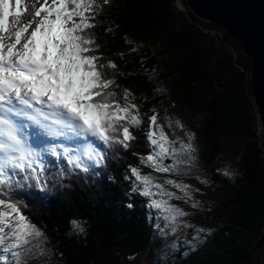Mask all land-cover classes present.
Instances as JSON below:
<instances>
[{"label":"snow or ice","instance_id":"6c2138e0","mask_svg":"<svg viewBox=\"0 0 264 264\" xmlns=\"http://www.w3.org/2000/svg\"><path fill=\"white\" fill-rule=\"evenodd\" d=\"M21 4L0 0V264H49L47 237L27 215V201L63 187L65 177L101 176L109 151H126L137 139L132 129L141 127L144 117L129 88L117 96V79L125 73L113 60L100 63L104 56L90 31L98 17L103 21L110 0H44L34 11ZM22 11L27 22L20 19ZM104 31L115 36L112 27ZM122 39L128 53L137 52L133 40ZM118 55L123 58L125 50ZM146 59L141 55L139 65L151 84L156 68ZM105 67L113 71L106 73ZM149 91L156 98L142 129L149 151L133 155L152 172L167 176L157 182L151 172L142 174L139 167L127 165L124 179L131 184L129 201L132 193L147 198L143 206L160 245L152 264H168L178 246H186L181 255L187 256L212 235L211 228L184 218L204 209L197 198L204 192L197 185L209 187L213 180L201 170L196 133L167 109L164 123H158L162 98L156 94L165 89L157 83ZM224 174L232 173L225 169ZM107 179L114 183L116 178L109 173ZM71 226L84 231L76 220ZM180 227L194 235L168 240Z\"/></svg>","mask_w":264,"mask_h":264},{"label":"trees","instance_id":"16d2710c","mask_svg":"<svg viewBox=\"0 0 264 264\" xmlns=\"http://www.w3.org/2000/svg\"><path fill=\"white\" fill-rule=\"evenodd\" d=\"M106 27H112L115 36L105 32ZM91 31L104 56L100 63L113 60L125 73L117 79V96L125 87L133 92L144 124L133 128L137 139L121 156L115 158L109 151L108 168L99 183L67 179L63 187L29 198L26 213L47 237L49 264H119L156 244L143 206L146 197L132 193L129 201L131 184L124 172L133 165L142 174H158L133 155L149 151L142 129L147 123L144 114H151L148 109L156 104L149 89L157 83L165 89L156 94L162 98L158 122L164 123L167 109L196 133L201 170L213 180L209 193L224 198L208 214L212 235L187 256L179 252L175 264H237L264 228V143L250 88L251 58L222 25L200 19L190 8H178L177 0H110L103 21L98 17ZM124 35L133 40L136 53L126 51ZM121 50L123 58L118 55ZM141 55L156 68L151 84L149 73L140 70ZM225 156L238 161L231 175L215 170ZM109 173L114 183L107 179ZM73 220L83 232L72 229ZM249 263L252 259L241 264Z\"/></svg>","mask_w":264,"mask_h":264},{"label":"water","instance_id":"95a60500","mask_svg":"<svg viewBox=\"0 0 264 264\" xmlns=\"http://www.w3.org/2000/svg\"><path fill=\"white\" fill-rule=\"evenodd\" d=\"M202 20L222 25L242 46L251 60L250 88L258 109V119L263 127L264 143V0H179ZM188 6V7H187ZM260 237L237 264L252 257L261 247Z\"/></svg>","mask_w":264,"mask_h":264},{"label":"rangeland","instance_id":"374dc122","mask_svg":"<svg viewBox=\"0 0 264 264\" xmlns=\"http://www.w3.org/2000/svg\"><path fill=\"white\" fill-rule=\"evenodd\" d=\"M43 2H44V0H22L21 8L22 9L31 8L34 11L35 8L38 7L40 3H43ZM177 6H178V8L185 10L182 7V5L180 4L179 0H177ZM28 18L29 17L27 16V14L22 11V15H21L20 19L22 21H24V22H27ZM103 71H104V69H103ZM258 121H259V119H258ZM158 123H160V122H158ZM259 124H260V122H259ZM185 127L189 128V126H187V125H185ZM262 130H263V127L260 124L259 132H260L261 136L263 134ZM132 131H133V129H132ZM130 144H131V142H130ZM148 148H149V146H148ZM123 152H124V150H121V152L119 154H116V156H114V157L116 158V157L121 156L123 154ZM218 168L223 170V172L226 169V170L230 171L231 173H234L232 171L237 170L238 161H237L236 158H232L230 156H225L223 159L219 160V165L216 166L215 170L218 169ZM154 176H156L158 178L157 182H162V178L160 177L161 173H158V174H156ZM166 176H167V174L164 175V177H166ZM91 177H93V176L89 175L87 177V179L85 180L84 174L81 173L80 177H76V176L65 177L63 181L66 182L67 179H70V180L73 179V180H76L77 183H81L83 185L97 184V183H99V178H101L102 175L101 176H96L95 177L96 179L95 178H91ZM167 178H171V177H167ZM190 182L195 183V181H190ZM77 183H75V184H77ZM197 186L201 187L203 189V192H204V195L197 197L201 201V203L204 205V209L202 211H197L194 216L187 217V218H184V219H187L188 222L193 223V224H195L197 226H201V227H204V228H211L212 229L211 222L208 219V217H210V215H208V214H210L211 211H212V208L215 207L216 205H218L219 201H223L224 198H222V197L217 198V197H213V195H210L209 187H204L202 185H197ZM56 188H61V187L59 185H57ZM146 201H147V198H146ZM146 201H145V203H146ZM170 203L178 204L181 207H186V206L182 205L180 202L175 201V200L170 201ZM163 223L164 222L161 221V225L162 226H163ZM193 235H194V231L193 230L185 231V229L183 227H180V228H178V230H177V232L175 234H171V233L169 234L168 240H176L177 238H179L180 240H183L186 236L187 237H191ZM206 240H208V238ZM206 240H205V242H206ZM158 247H160V245L158 243L153 244V246L151 247V249L149 251L147 250L146 252H143V253H141L139 255H136L134 257V259L127 258L123 262H120L119 264H152V259L154 258L155 251H156V249ZM200 247H201V244H198L197 248H200ZM185 250H186V246H182V245L178 246V251L172 253L170 258L168 259V264H175L176 258H177V254L179 252L183 253ZM250 259H252L253 264H264V239L262 241L260 249L258 251H256V253L252 257H250V258H248L246 260H250ZM246 260H244V261H246ZM249 264H251V263H249Z\"/></svg>","mask_w":264,"mask_h":264}]
</instances>
